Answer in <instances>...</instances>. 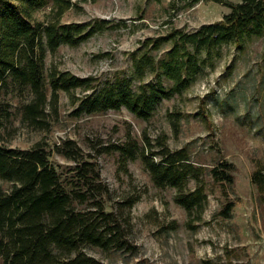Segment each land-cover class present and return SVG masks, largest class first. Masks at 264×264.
Returning <instances> with one entry per match:
<instances>
[{
    "label": "trees",
    "instance_id": "1",
    "mask_svg": "<svg viewBox=\"0 0 264 264\" xmlns=\"http://www.w3.org/2000/svg\"><path fill=\"white\" fill-rule=\"evenodd\" d=\"M198 1L188 0L186 5ZM213 1L229 7L219 20L191 31L167 24L164 32L142 40L131 53V76L102 79L95 74L80 76L56 64L46 68L45 57L61 44L74 46L86 40L106 21L63 22L72 0H53L51 12L42 18L36 12L47 0H0V180L9 183L6 188L0 185L1 264H92L94 258L84 246L125 247L132 225L130 210L142 192L135 188L113 196L94 160L103 152L117 151L118 170L125 174L130 173L128 162L140 158L155 186L175 189L173 200L187 211V224L194 228V222L202 220L208 202L206 168L194 162L187 145L172 148L166 132L153 138L144 132L142 144L127 133L123 142H98V147L93 143V152L86 153L73 140H65L60 148L76 162L69 188L50 161L44 140L27 148L10 143L23 125L50 130L59 115L60 91L69 95L74 116L124 106L149 119L163 99L182 93L214 68L222 46L242 51L264 34V0ZM10 97L20 101L19 125ZM196 115L210 123L205 106ZM182 117L179 111L168 112L174 133H179ZM233 167L222 159L209 173L215 182L232 185ZM252 177L264 190V167ZM106 202L111 203L109 210ZM233 205L228 201L219 214L230 218Z\"/></svg>",
    "mask_w": 264,
    "mask_h": 264
},
{
    "label": "rangeland",
    "instance_id": "2",
    "mask_svg": "<svg viewBox=\"0 0 264 264\" xmlns=\"http://www.w3.org/2000/svg\"><path fill=\"white\" fill-rule=\"evenodd\" d=\"M72 2L61 17L63 22L101 19L106 25L77 45L61 44L55 52H47L45 67L56 64L80 76L95 74L102 79L131 76V53L142 40L164 32L167 24L191 31L229 11L227 5L213 0L191 6L186 5L188 0ZM52 5L53 0H47L36 16L49 14ZM207 70L182 93L163 99L149 119L124 106L74 116L69 95L60 91L59 115L49 131L23 125L12 135L10 144L20 148L44 140L67 188L76 165L60 148L67 139L86 153L93 152V143L98 147V142H123L127 133L142 144L144 132L151 138L166 132L172 148L187 145L194 162L206 168L208 202L202 220L191 228L187 211L173 200L175 189L155 186L140 158L128 162L130 173L125 174L118 170L117 151L95 154L113 196L135 188L142 194L130 210L132 225L125 247L84 246V252L94 258L92 264H264V190L252 177L258 167H264V34L242 51L222 46L214 68ZM10 98L19 125L20 101ZM203 105L209 124L196 115ZM169 111L183 114L179 133L173 131ZM222 159L233 163L232 185L215 182L209 173ZM0 185L6 188L9 183L0 180ZM228 201L234 203L230 218L219 214ZM110 204L106 202L108 210Z\"/></svg>",
    "mask_w": 264,
    "mask_h": 264
}]
</instances>
